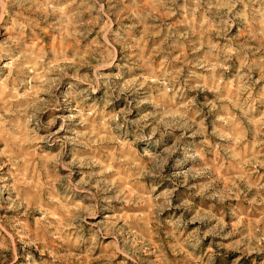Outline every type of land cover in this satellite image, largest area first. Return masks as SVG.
<instances>
[{
  "label": "rangeland",
  "instance_id": "obj_1",
  "mask_svg": "<svg viewBox=\"0 0 264 264\" xmlns=\"http://www.w3.org/2000/svg\"><path fill=\"white\" fill-rule=\"evenodd\" d=\"M0 264H264V0H0Z\"/></svg>",
  "mask_w": 264,
  "mask_h": 264
}]
</instances>
